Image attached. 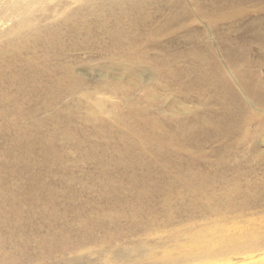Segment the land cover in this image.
<instances>
[{
	"label": "bare ground",
	"instance_id": "bare-ground-1",
	"mask_svg": "<svg viewBox=\"0 0 264 264\" xmlns=\"http://www.w3.org/2000/svg\"><path fill=\"white\" fill-rule=\"evenodd\" d=\"M250 2L264 3V0H0L1 119L12 124L15 120L35 117L47 110L48 105L66 98H77L75 109L76 112L77 109L84 110L85 123L98 122V117H104V113L108 117V120L93 129L99 139L104 131L108 132L116 126L115 144L119 142L128 150L137 151L140 147L150 149L153 153L156 150L158 154L155 155L163 161L161 172L167 185L161 188L158 199L166 218L161 223L148 221L145 227L140 228L147 236L137 239V242L131 243L123 251L111 253L112 264H216L220 261L231 264L236 259L238 263L264 254V79L252 71L235 70L240 91L250 110L256 113L249 120L237 117L230 100L224 103L222 94L230 93L229 86L223 92L213 88L215 100L224 111V116L217 119L218 124L212 119L206 120L205 117L214 115L206 110L208 103H205L203 93L209 85L201 75L193 76L184 85L186 92L193 93V88L197 90L201 111L191 112L181 104L180 110H173L175 120L170 117L168 125H164L160 121L163 110L155 118L150 117L153 112L150 113L148 107L163 104L159 101L160 95L156 93L161 89V78L173 81L181 79L179 74L170 70L176 56L195 55L199 58L197 51L187 53L190 48L188 43H195L198 34L189 25L195 22L203 24L206 34L213 38V32H217L220 22L238 16L240 12L235 9L244 13L246 6L242 5ZM246 26L252 28L249 24ZM251 30L253 38L264 43V33H257L253 28ZM240 51L233 48L227 54L232 68L238 65L236 53ZM151 52L154 53L152 56ZM78 54L85 55V59L76 62L74 57ZM91 57L96 59L92 60ZM81 71H97L101 79L89 87ZM142 72L148 73L146 80H141ZM124 75L133 77L135 82L132 86L130 81L134 80ZM139 83L142 90L139 94L142 95L137 100L140 103L145 101L147 106H138L139 109L133 111L127 107L130 102L128 100L132 98L131 93L137 90ZM186 92L181 96L187 98ZM105 94H109L108 98H103ZM117 97L126 102L127 115H123L120 110L118 113H122L121 117L115 115L118 109L115 104ZM229 97H233V93ZM108 103L110 109L107 110ZM67 114L71 116L70 112ZM184 114H192L194 119H198L190 122L191 126L184 127L188 124L185 117H182ZM224 117H229L228 121ZM231 117L233 124H230ZM67 118L69 120L71 117ZM131 119L137 123V127ZM248 123L254 125L251 132L247 128ZM40 124L35 123L33 126ZM139 129L146 137L142 136ZM206 130L222 141L232 136L235 142L230 140L224 142V145L229 149L234 147L236 152H225L215 161H210L203 151L194 156L177 147L187 144L191 147L195 135L200 136L202 141L206 140L203 135ZM31 131L29 129L24 138L29 136L27 139L33 141L35 136ZM67 132L50 129L49 135L54 137L52 141L38 138L39 144L50 150L48 157L51 156V145L59 136L66 143L74 142V136ZM154 135H157L158 140ZM152 139L158 141L157 145L154 146ZM249 142L250 147L247 146ZM106 144L114 148L113 144ZM245 147L252 158L243 163L240 153H243ZM182 152H186V155ZM170 154H175L176 158L172 160ZM28 155L24 153L20 159H26ZM135 157L136 154L130 156L134 165ZM171 162H175L176 166L173 167ZM116 165L124 169L123 165ZM194 165L201 168L193 169ZM137 166L144 168L145 165L137 162ZM171 168L175 169V175L170 177ZM209 168L214 169L211 173L209 171L212 175L205 172ZM214 191H217L218 196L215 199ZM1 197L4 199V192ZM195 211H201L205 216L233 214L238 216L232 219L246 217V221L252 225L253 233L250 236L242 230L237 231L232 225L223 227L220 223L216 224V221H213L212 226L209 223L208 229L204 228L194 223V220L191 222V215ZM176 213H182V216L175 225L172 222ZM169 225L174 227L165 232L167 235L156 238L152 235L155 238L153 241L147 239L149 233ZM18 231L12 225L11 232L0 238V246L10 245ZM75 241L80 244L77 247H82L91 242L97 243V238L89 230ZM59 250L52 251L46 247V254L51 256ZM36 258L39 261L42 256ZM0 264H17L15 254H6ZM83 264L91 263L86 259Z\"/></svg>",
	"mask_w": 264,
	"mask_h": 264
},
{
	"label": "rangeland",
	"instance_id": "rangeland-1",
	"mask_svg": "<svg viewBox=\"0 0 264 264\" xmlns=\"http://www.w3.org/2000/svg\"><path fill=\"white\" fill-rule=\"evenodd\" d=\"M262 4L264 3H244L242 5L246 6L244 13L235 9L240 14L220 22L217 32L215 33V30L213 32V38L206 34L203 24L195 22L189 25L190 29L198 34L195 43H188L190 48L187 53L197 51L200 59L195 55L193 57L192 55L181 56L180 54L174 58L170 70L174 74H179L181 79L175 81L164 77L160 79L161 89L156 93L160 95L159 101L163 104L148 106L150 113L153 112L150 117L157 118L156 116L161 114V110H163L164 114L159 116L161 118L159 120L162 124L168 125L170 117L175 120L173 110H180L181 104L187 106L191 112L201 111L198 106L197 90L193 88L192 93L186 92L184 89L185 83L196 75L203 76L206 80L205 83L209 85L206 86L203 97L205 103H208L206 110L214 116L205 117L206 120L212 119L215 124H218L217 119L224 116V111L220 109L219 103L215 100L213 88L216 87L219 92H223L228 89V86L230 88L229 94L233 93V97H229L228 93L224 94L223 92L224 103L230 100L237 117H242L245 120L254 117L256 113L250 110L244 95L240 91L235 70L240 69L239 72L252 71L264 79V43L253 38V31L251 30L253 28L257 33H264L262 30V23L264 22ZM176 8L178 9V7ZM189 22L187 21V23ZM253 22L260 23L254 24ZM247 24L252 28L248 29ZM233 48L241 50L236 53L239 60H237L238 65L235 68H232L227 60V54L229 55ZM153 54V52L150 53L151 56ZM85 57V55L78 54L74 58L77 62L84 60ZM91 58L92 60L96 59L95 57ZM81 72L89 87H92L93 82L101 79V74L97 71ZM140 75L141 80L148 78L146 72H142ZM124 76L129 80H134L130 75ZM133 82L135 80L130 81V86ZM140 85L139 83L137 87L135 86L137 90L131 93L132 98L128 100L129 103L127 102L129 106L122 98L117 97L115 99V104L118 107L114 112L115 115L119 117L122 113L127 115L126 106L133 111H137L138 106L141 108L147 106L145 101L140 103L137 100L142 95V93L139 94L142 91ZM185 92L188 95L187 98L181 96ZM108 96L109 94H105L103 98H108ZM71 100V98H66L56 104L48 105L47 110L35 117H25L20 121L15 120L12 124L8 120L0 118V238L6 237L11 232L12 225L19 229L17 236L12 238L13 242L10 245L0 246V262L3 256L13 252L17 264H83L86 259L91 264H112L110 262L111 253L116 250L123 251L125 247H130L131 243L137 242V239L147 236L140 228L145 227L148 221L161 223L166 218L159 203L160 199H158L161 188L167 185L161 172L163 161L155 155L158 152L155 150L153 153L152 150L144 147H140L137 151L135 149H129V151L123 147V144H119V142H116L118 145L115 144L118 130L116 126H113L108 132L104 131L102 138L99 139L94 134L93 129L102 121L108 120L106 114L104 113V117H98V122L85 123L84 114L86 113L84 110L77 109L78 112H76L75 109L77 98ZM109 105L108 103L107 110L110 109ZM118 110L122 113H118ZM67 111L70 112L71 116H68L67 113L69 112ZM192 114L182 116L188 122L184 127L191 126L190 122H195L198 119L197 117L194 119ZM51 116L53 117L51 118ZM67 117L71 118L68 120ZM224 118L226 121L229 119V117ZM131 121L132 124H137L133 123V119ZM33 123L41 124L33 126ZM233 123L231 117L230 124ZM63 124L64 126H62ZM248 126L247 128L251 132L254 125L248 123ZM29 129L33 130L31 131V134L35 136L33 141L27 139L29 136L24 138ZM50 129H59L63 133L68 131L67 133L74 136V142L66 143L61 140V136L58 139L55 138L57 140L51 145V156L48 157L50 150L42 147L38 138L44 141H52L54 137L49 135ZM135 131L137 133V129ZM139 132L146 137L141 129ZM203 135L206 136V140L202 141L200 136L195 135L194 145L191 147L189 144L183 147L177 145V147L195 154L194 156L203 151L208 155L210 161H215L225 152H236L234 147L229 149L224 145V142L230 140L235 142L232 136L226 141H222L213 137V134L207 130ZM154 136L157 139V135ZM155 139H152L154 146L158 142ZM25 141H28V144H25ZM240 142L244 145L243 139ZM106 143L113 144L114 148L105 146ZM247 146L250 147V142ZM258 150L260 151L261 148L258 147ZM248 151L245 147L243 153H240L243 163L252 156ZM24 153H28V157L20 159ZM182 153L186 155V152ZM135 154L136 157L133 161L136 166L130 159V156ZM170 155L172 160L176 158L175 154ZM167 159L168 157L165 156V160ZM136 161L143 163L144 168L138 167ZM117 163L123 165L124 169L118 168ZM172 164L173 167L176 166L175 162ZM198 168L201 166L194 165L193 167V169ZM213 170V168H209L205 172L212 175L210 173ZM169 173L171 174L170 177L175 175V169L171 168ZM2 192L5 193L4 199L1 197ZM161 193L164 195L163 189ZM216 194L217 191H214L213 199L218 197ZM195 212H197L196 215H194ZM195 212L191 215V222L194 220V223L202 225L204 228L208 229L210 224L212 226L216 221V224L220 223L219 225H224L223 227L232 225L233 228H237V231L242 230L250 236L253 233L252 225L247 222L248 220L246 221V217L239 216L240 218L232 219L238 215L210 216L206 214L205 216V213L201 211ZM181 214L176 213L174 215L176 217L172 224H178L181 220ZM233 222L235 223L232 224ZM171 225L149 233L147 239L153 241L159 235H167L165 232L174 227ZM89 230L96 236L97 243L91 242L90 245L77 247L80 244L76 243L75 240ZM133 230L136 231V234ZM46 247L51 248L52 251L61 249L49 256L46 254ZM39 256L42 258L38 261L36 257ZM263 256L264 254L259 257H250L238 263H236L238 261L236 259L231 261V264H264ZM216 264H230V262L220 261Z\"/></svg>",
	"mask_w": 264,
	"mask_h": 264
}]
</instances>
